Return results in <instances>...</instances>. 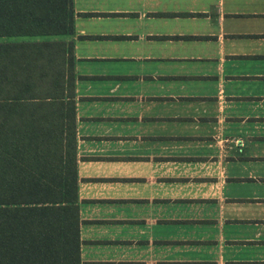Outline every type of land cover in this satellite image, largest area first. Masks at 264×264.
<instances>
[{
  "label": "crops",
  "instance_id": "crops-1",
  "mask_svg": "<svg viewBox=\"0 0 264 264\" xmlns=\"http://www.w3.org/2000/svg\"><path fill=\"white\" fill-rule=\"evenodd\" d=\"M71 4L79 264H264L230 185L264 138L230 134L264 119V0ZM115 58L140 70L75 73Z\"/></svg>",
  "mask_w": 264,
  "mask_h": 264
},
{
  "label": "trees",
  "instance_id": "trees-1",
  "mask_svg": "<svg viewBox=\"0 0 264 264\" xmlns=\"http://www.w3.org/2000/svg\"><path fill=\"white\" fill-rule=\"evenodd\" d=\"M71 0H0V36L72 35ZM71 40L0 42V264H79Z\"/></svg>",
  "mask_w": 264,
  "mask_h": 264
},
{
  "label": "rangeland",
  "instance_id": "rangeland-1",
  "mask_svg": "<svg viewBox=\"0 0 264 264\" xmlns=\"http://www.w3.org/2000/svg\"><path fill=\"white\" fill-rule=\"evenodd\" d=\"M66 35H16V36H0V42H33V41H50L56 39H64ZM136 62L130 59H90V60H76L75 61V73L83 74L86 72H111L115 74H127V72H134L140 70V66L135 64ZM110 74V73H109ZM80 85L90 84L92 89H98L106 83L104 81H92L87 82L81 78ZM248 129L252 132L253 136L264 137V119L258 120H247L242 124L239 121L231 123L232 136H238L243 139L245 145L248 147L247 142L250 141L248 138ZM262 144L261 151H258L260 156L257 159H246L241 161V165L238 169V180L232 181L231 185V198H236L235 202H232L236 208L235 211L240 216H245L251 220H259L264 218V138H261ZM251 147H255L251 144ZM243 154L246 153V148ZM252 179H250V177ZM231 202V201H230ZM240 230V233L245 232L247 235L259 232L261 229L264 230V222L261 221H250L245 222L243 225L232 227ZM254 233V234H255Z\"/></svg>",
  "mask_w": 264,
  "mask_h": 264
}]
</instances>
